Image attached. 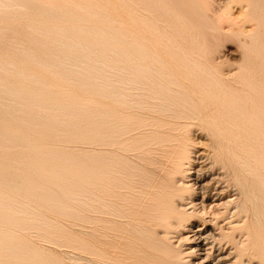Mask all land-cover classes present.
Listing matches in <instances>:
<instances>
[{
  "label": "bare ground",
  "instance_id": "6f19581e",
  "mask_svg": "<svg viewBox=\"0 0 264 264\" xmlns=\"http://www.w3.org/2000/svg\"><path fill=\"white\" fill-rule=\"evenodd\" d=\"M0 264H264V0H0Z\"/></svg>",
  "mask_w": 264,
  "mask_h": 264
},
{
  "label": "rangeland",
  "instance_id": "374dc122",
  "mask_svg": "<svg viewBox=\"0 0 264 264\" xmlns=\"http://www.w3.org/2000/svg\"><path fill=\"white\" fill-rule=\"evenodd\" d=\"M234 47H233V45H226L225 47H224V49L222 50V54H225L226 56H228V58H229V60L230 61H236L237 60V58H235V56H233V55H231L230 54V51L233 49ZM185 246V245H184ZM186 246H188L187 244H186ZM204 253V252H203ZM220 254V251L219 250H216V251H214V255H216V256H218Z\"/></svg>",
  "mask_w": 264,
  "mask_h": 264
}]
</instances>
